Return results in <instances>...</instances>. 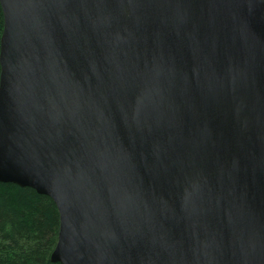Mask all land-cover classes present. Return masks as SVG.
I'll return each instance as SVG.
<instances>
[{
	"label": "water",
	"instance_id": "water-1",
	"mask_svg": "<svg viewBox=\"0 0 264 264\" xmlns=\"http://www.w3.org/2000/svg\"><path fill=\"white\" fill-rule=\"evenodd\" d=\"M0 5V183L53 263L264 264V0Z\"/></svg>",
	"mask_w": 264,
	"mask_h": 264
},
{
	"label": "trees",
	"instance_id": "trees-1",
	"mask_svg": "<svg viewBox=\"0 0 264 264\" xmlns=\"http://www.w3.org/2000/svg\"><path fill=\"white\" fill-rule=\"evenodd\" d=\"M3 31L0 5V52ZM59 227L58 208L49 197L29 187L0 183V264H60L51 259Z\"/></svg>",
	"mask_w": 264,
	"mask_h": 264
}]
</instances>
